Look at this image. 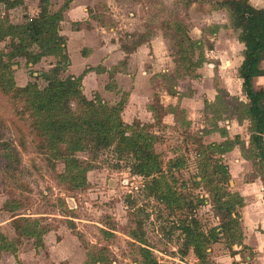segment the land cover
Masks as SVG:
<instances>
[{"label":"rangeland","instance_id":"obj_1","mask_svg":"<svg viewBox=\"0 0 264 264\" xmlns=\"http://www.w3.org/2000/svg\"><path fill=\"white\" fill-rule=\"evenodd\" d=\"M67 1L49 0L45 4L42 0H11V3H0V16L8 18L10 23L20 24L37 16L41 10L54 12V4H62L60 9L63 10ZM216 1L110 0L109 5H104L102 0H97L93 6L95 11L102 15V21L106 23L107 28H117L115 38L121 43L133 46L139 40V34L144 33L148 27L151 28L150 32L157 31L155 37L158 43L152 49V57L148 60L152 67L154 64L158 65V72L159 68L168 67L173 58L170 41L163 36V23L173 19L182 20L193 37L199 36L205 29L204 38L207 42L209 38L212 39L208 31L217 25L215 18L212 20V17H209ZM222 16L226 18L227 12ZM79 25L63 23L62 27L60 22L58 31L66 43L64 27L75 29L79 28ZM70 46L73 57L71 70L79 72L81 62L77 58V42L73 41ZM8 49L10 39L0 41V50ZM32 49L40 51L38 45ZM230 49L233 53L237 52L233 45ZM65 53H68L67 49ZM207 53L213 59L219 54L216 50L213 53L206 49ZM133 58L129 56L125 61L111 65L109 70L97 67L98 74H101L103 69L108 71L105 79L97 77L96 73L89 75L82 80L84 93L93 98L94 94L99 92L112 104L129 90L130 94L122 112L123 119L129 123L138 121L146 124L147 128L156 134L158 141L155 148L161 154L165 169L173 158L185 160V164L174 171L176 186L180 191L195 203H198V196L205 195L209 198L204 187L194 182L197 175L195 148L200 140L197 127L201 124L215 126L218 121L224 126L227 124L225 118L232 115L238 101L226 92L220 93V100L213 103L207 101L203 115L195 118L194 125L190 126H185V119L181 118V114L178 124L164 123L163 110L159 111L160 118L152 122L153 117L148 113V99L154 94L147 99L143 97V101L139 103L140 92H137L135 84V75L143 71L141 61L143 63L144 60ZM15 60L19 63V68L15 70L17 84L24 85L32 80L42 87L46 85V81L40 73L50 70L57 64L58 59L55 55L46 54L35 64H29L24 57ZM69 65L70 57L69 64L60 74L61 77L71 74ZM128 67L132 70L131 80L121 77L115 79L116 73L123 72ZM227 68L233 69L232 66ZM174 69L168 73H156L152 77L153 89L156 92L155 100L152 98L155 105L159 106L160 100L169 101L166 89H171L172 84L177 82ZM212 83L209 84L212 86ZM239 132L246 135L245 128ZM211 138L213 137L204 135L202 139L207 142ZM6 143L10 146H6ZM6 153L14 157L8 166L9 159L2 158ZM78 156L85 160V164L91 163L92 166L83 173L87 177V184L74 188L70 182L62 179L65 172L64 163L50 158L43 149L31 125L29 113L23 109V103L0 90V231L10 240H16L14 242L17 244L16 255L2 252V264H142L140 243L132 238V230L144 234L147 247L153 251L159 262L197 264L198 259L192 250L183 254L184 235L177 227V219L184 218L187 211L172 212L165 203L158 201L148 187L150 178L132 173L129 163L119 160L110 149L101 150L97 155L88 151L79 152ZM16 214L38 220L39 227L47 229L43 245H39L36 237L18 235L12 220V216ZM196 215L206 230L220 222L209 199L198 205ZM238 247L237 244L229 247L225 238L213 243L209 253L211 264H255L254 259H246L248 254L253 255L250 248ZM89 253L92 257H89Z\"/></svg>","mask_w":264,"mask_h":264},{"label":"trees","instance_id":"obj_2","mask_svg":"<svg viewBox=\"0 0 264 264\" xmlns=\"http://www.w3.org/2000/svg\"><path fill=\"white\" fill-rule=\"evenodd\" d=\"M42 1L45 4L49 2ZM0 3H11V0H0ZM214 8H224L228 11L230 25L240 30L239 41L244 44L238 76L242 79V91L247 101L238 96L231 97L238 101L232 115L239 121L249 120V138L246 145L239 134L234 139L209 143H204L202 136H198L200 140L195 148L197 175L194 182L203 186L209 196H198V203L188 198L176 186L174 171L180 169L185 160L173 158L165 169L161 154L155 148L158 141L156 134L151 132L146 124L138 121L129 123L123 119L122 112L129 96L128 92L125 91L122 98L112 104L99 92L89 98L83 91L82 80L86 73L91 70L98 71V68L87 67L80 75L69 74L61 77V72L69 64L68 53H65L66 40L58 31L63 19V10H41L37 16L20 24L10 23L8 18L0 16V41L10 39V49L0 50V90L23 103V109L29 113L31 125L43 149L50 158L64 163L65 172L61 178L70 182L74 188L84 187L87 177L83 173L92 164H85V160H81L78 153L88 151L97 155L101 150L110 149L119 160L129 163L132 173L150 178L148 187L158 201L165 203L172 212L187 211L184 218L177 219V227L184 235L183 254L192 250L198 259L197 264H211V245L222 238H225L229 247L234 244L243 245L240 210L245 201L239 192L231 189L232 176L223 155L235 145H240L243 156L251 162L254 169L252 176H247L246 180L259 176L264 183V86H254V78L264 76V7H255L250 0H217ZM165 22L163 33L170 41L175 63V79L178 82L182 78H199L198 69L208 61L206 49L214 48V40L209 38L206 42L205 29L200 38L192 37L187 24L182 20ZM213 27L208 33L215 37L219 26ZM150 29L148 27L140 34L139 40L133 46L122 43L123 48L127 52L132 51L156 32H150ZM35 45L39 46V52L32 49ZM46 54L55 55L58 59L57 64L50 70L40 73L46 85L41 87L37 81L32 80L18 85L15 70L19 68V63L15 58L24 57L29 64H35ZM177 82L167 90L171 94L182 95L184 93L176 89ZM225 92L218 87L216 100H220L219 94ZM226 94L229 96L227 92ZM149 108L153 111L155 120L160 118V110H163V113L172 111L178 122L179 114L185 119L184 111L176 106L165 108L161 103L159 106L152 103ZM5 145L10 146L7 143ZM2 158L9 159L8 166L14 157L6 153ZM208 199L220 222L206 230L196 215V209ZM12 220L18 235L36 237L39 245H43L47 229L40 228L38 220H31L19 214L12 216ZM131 236L140 243L142 264H164L159 262L153 251L147 247L143 233L132 230ZM14 241L0 231V264L2 252L16 255L17 244ZM89 257H92L90 253Z\"/></svg>","mask_w":264,"mask_h":264},{"label":"crops","instance_id":"obj_3","mask_svg":"<svg viewBox=\"0 0 264 264\" xmlns=\"http://www.w3.org/2000/svg\"><path fill=\"white\" fill-rule=\"evenodd\" d=\"M97 0H68L66 6L63 5V23H79L80 27L75 29H67L64 27L63 34L67 36V52L70 57L69 72L71 74L80 75L87 67L97 68L98 66L109 70L111 65L117 64L119 61H125L129 56L134 57L141 61L142 72H138L135 75L136 90L139 93V103L148 96H151L155 100V90L153 89L152 77L156 73H168L174 69L175 63L173 58L168 67L159 68L157 71V64L152 67L149 65V58L152 57V49L157 46L158 40H156V32L147 38L145 41L137 45L132 51L127 52L119 39L115 38L117 35V28L105 26L106 23L102 21V15L97 13L94 8V3ZM103 4L109 5L110 0H102ZM250 3L255 7H264V0H250ZM64 4V2H63ZM62 7V4H54L52 6L54 11H57ZM59 7V8H58ZM32 9V7H29ZM227 12V17L222 15ZM132 14V13H131ZM209 17L215 18V23L219 26L218 33L215 37H211L214 40L215 50L218 51V55H215V59L210 57V54H206L208 61L205 62L199 69V78H182L179 79L176 85V89L184 94H171L168 93V102L160 100V103L168 108L169 106H176L180 110L184 111L185 126L194 125L195 118L203 115L206 108L207 101L213 103L218 95V87L224 89L229 96H238L241 100L247 101L246 95L242 91V79L238 76V67L240 66L243 55L244 44L239 41V29H234L230 25L228 11L224 8H214L213 13ZM100 22V23H99ZM145 31V30H144ZM143 33V32H142ZM140 35V34H139ZM164 36V33H163ZM192 36V35H191ZM199 36L194 38H200ZM155 37V38H154ZM193 37V36H192ZM166 38V37H165ZM77 42L76 51L79 53L80 62L78 69L79 72L71 70L73 65V57L71 54L72 42ZM219 44H221L219 46ZM234 46L237 51L233 53L230 46ZM214 48L211 50L214 53ZM234 55V58H232ZM213 56V55H211ZM147 59V62L145 60ZM131 60V58H130ZM152 63V62H151ZM75 66V64H74ZM232 66L233 69L227 68ZM264 67V61L262 62ZM132 71L129 67L123 72H118L115 75V79L126 78L131 80ZM91 70L86 73L83 79H86L89 75L95 74L97 77H103L108 71ZM212 83V86L209 84ZM255 88H261L264 86V76L259 75L254 78ZM130 94L129 90H126ZM186 92V93H185ZM133 95V93H131ZM135 95V94H134ZM150 98L148 102L150 104L155 101ZM149 109V114L155 121L153 111ZM140 117V116H137ZM165 118V119H164ZM164 119V120H163ZM139 120V119H138ZM162 121L169 125H176L178 121L175 118V114L172 111L167 110L162 115ZM225 124L219 123L215 126H206L207 124H201L197 127L200 136L213 137L209 142H222L228 138L234 139L239 134L241 139L248 144V125L249 120L243 119L239 121L235 115H231L225 118ZM200 124V123H199ZM246 130V135L241 134L240 129ZM235 130V131H233ZM236 132L235 134H233ZM217 134V136H216ZM219 134V135H218ZM224 161L228 164L229 170L232 176L231 189L239 192L245 201V204L241 207V223L244 233L243 245H239L242 248H250L253 255H247L246 259H254L255 264H264V193H263V181L259 176L250 177L247 181V176H252L253 166L251 162L243 156L242 148L240 145H235L232 150L223 155ZM238 247V248H239ZM241 256V255H240ZM237 259V258H236ZM237 261V260H236ZM247 264V263H240Z\"/></svg>","mask_w":264,"mask_h":264},{"label":"built area","instance_id":"obj_4","mask_svg":"<svg viewBox=\"0 0 264 264\" xmlns=\"http://www.w3.org/2000/svg\"><path fill=\"white\" fill-rule=\"evenodd\" d=\"M263 193H264V185H263Z\"/></svg>","mask_w":264,"mask_h":264}]
</instances>
